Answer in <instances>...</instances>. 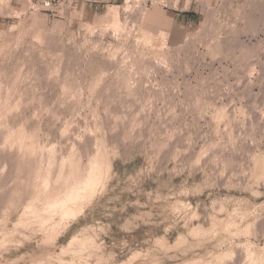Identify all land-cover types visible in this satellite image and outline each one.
<instances>
[{
    "label": "rangeland",
    "instance_id": "1",
    "mask_svg": "<svg viewBox=\"0 0 264 264\" xmlns=\"http://www.w3.org/2000/svg\"><path fill=\"white\" fill-rule=\"evenodd\" d=\"M117 7L0 0V264H264V0Z\"/></svg>",
    "mask_w": 264,
    "mask_h": 264
},
{
    "label": "crops",
    "instance_id": "2",
    "mask_svg": "<svg viewBox=\"0 0 264 264\" xmlns=\"http://www.w3.org/2000/svg\"><path fill=\"white\" fill-rule=\"evenodd\" d=\"M21 1V0H19ZM80 6L89 8L96 13H104V18L107 20H113V16H110L111 12H114L119 9L117 4L120 0H74Z\"/></svg>",
    "mask_w": 264,
    "mask_h": 264
},
{
    "label": "built area",
    "instance_id": "3",
    "mask_svg": "<svg viewBox=\"0 0 264 264\" xmlns=\"http://www.w3.org/2000/svg\"><path fill=\"white\" fill-rule=\"evenodd\" d=\"M29 3V9L41 10L44 12H57L62 4L68 2V0H27Z\"/></svg>",
    "mask_w": 264,
    "mask_h": 264
},
{
    "label": "bare ground",
    "instance_id": "4",
    "mask_svg": "<svg viewBox=\"0 0 264 264\" xmlns=\"http://www.w3.org/2000/svg\"><path fill=\"white\" fill-rule=\"evenodd\" d=\"M7 99H8V98H7ZM23 132H24V131H22V133H21L22 135H23ZM22 137H24V135H23ZM24 138H25V137H24ZM22 140H23V139H22ZM26 141H27V140H26ZM15 142H16V141H15ZM15 142L13 143V145L15 144ZM19 142H20V140H18V142H16V144L19 143ZM23 142H24V141H23ZM24 143H25V142H24ZM24 143H23V144H24ZM26 143H28V142H26ZM0 144H1V143H0ZM31 144H32V143H31ZM26 145H28V144H26ZM26 145H25V146H26ZM29 145H30V144H29ZM32 145L34 146V144H32ZM32 145H30V146L32 147ZM19 146H20V145H19ZM23 147H24V146H23ZM26 147H27V146H26ZM5 148H6V147H5ZM34 148H35V147H34ZM32 149H33V148H32ZM28 150H29V147H28ZM67 186H68V185H67ZM77 189H78V188H77ZM65 190H66V189H65ZM72 190H73V189H72ZM75 190H76V187H75L74 191H75ZM75 192H76V191H75ZM77 192H78V191H77ZM71 193H72V192H71ZM74 194H75V193H74Z\"/></svg>",
    "mask_w": 264,
    "mask_h": 264
}]
</instances>
